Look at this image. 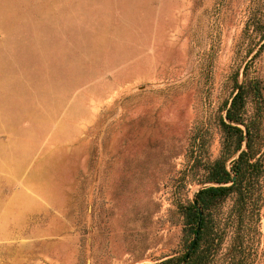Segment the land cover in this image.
I'll use <instances>...</instances> for the list:
<instances>
[{
  "label": "rangeland",
  "instance_id": "374dc122",
  "mask_svg": "<svg viewBox=\"0 0 264 264\" xmlns=\"http://www.w3.org/2000/svg\"><path fill=\"white\" fill-rule=\"evenodd\" d=\"M263 32L264 0H0V264L183 254L180 206L210 185L188 148L202 126L219 155L236 73L259 83L264 139ZM244 218L242 256L264 264V196Z\"/></svg>",
  "mask_w": 264,
  "mask_h": 264
},
{
  "label": "trees",
  "instance_id": "16d2710c",
  "mask_svg": "<svg viewBox=\"0 0 264 264\" xmlns=\"http://www.w3.org/2000/svg\"><path fill=\"white\" fill-rule=\"evenodd\" d=\"M232 80L234 93L231 100H225L214 117L221 135L219 155L214 160L202 155L208 132L202 126L188 148L186 174L210 185L198 190L195 203L180 206L185 252L153 264L252 263L250 257L242 256L241 252L246 248L248 228L258 220L244 216L248 213L257 216L264 196L262 127L258 114H250L249 110L251 97L260 95V86L247 79L240 83L237 73ZM229 197L235 198L230 213L234 218H228L226 222L227 227L232 228V236L225 256L221 253L228 230L222 219L216 217L218 207Z\"/></svg>",
  "mask_w": 264,
  "mask_h": 264
},
{
  "label": "water",
  "instance_id": "95a60500",
  "mask_svg": "<svg viewBox=\"0 0 264 264\" xmlns=\"http://www.w3.org/2000/svg\"><path fill=\"white\" fill-rule=\"evenodd\" d=\"M193 202L195 203V199L193 200ZM200 214H202V213H200ZM194 241H195V239H194Z\"/></svg>",
  "mask_w": 264,
  "mask_h": 264
}]
</instances>
